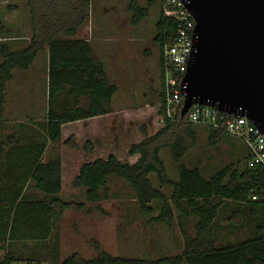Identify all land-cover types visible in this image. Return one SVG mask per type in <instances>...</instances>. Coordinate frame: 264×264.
<instances>
[{"label":"trees","instance_id":"1","mask_svg":"<svg viewBox=\"0 0 264 264\" xmlns=\"http://www.w3.org/2000/svg\"><path fill=\"white\" fill-rule=\"evenodd\" d=\"M155 1L147 0L145 6L129 5L133 12L132 21L137 23L146 17ZM26 5L31 24L29 43L17 50H11L5 42L0 43V118L4 110L6 83L12 79L13 72L30 69L38 53L47 51L45 140L26 146H11L3 154L0 243L48 241L55 221L66 209L83 208L82 202L67 201L58 196L62 190L60 147L62 144L77 147L73 136L62 140L61 126L110 113L111 98L117 91L89 41L75 37L87 19L90 0H26ZM154 28L162 88L161 49L176 33L175 19L163 15L162 0ZM158 97H162L161 89ZM159 113L163 119L161 128L129 145L128 155H138L134 162L121 161L112 153L84 161L71 180V186L84 187L85 198L94 202L106 197L107 177L117 176L130 185L142 213L150 215L154 209L151 203H161L152 220L170 223L173 206L184 216H196L194 236L173 255L140 258L111 255L99 250L90 259L72 253L60 264H264V168L258 165L247 167L245 153V166L241 170L227 165L209 178L203 177L199 168L182 164V158L196 141L198 124L187 121L186 116L181 118L179 114L177 120L172 121L161 106ZM207 130L210 144L221 142L226 134L221 130ZM165 147L177 165V180L168 176L160 158V150ZM82 148L91 151V141L86 139ZM151 173L156 176L158 187L149 178ZM31 183L47 197L26 198L24 188ZM162 186L171 189L168 195ZM224 201L244 205L256 223L250 237L216 246L213 221ZM18 260L12 253H7L0 259V264Z\"/></svg>","mask_w":264,"mask_h":264},{"label":"rangeland","instance_id":"2","mask_svg":"<svg viewBox=\"0 0 264 264\" xmlns=\"http://www.w3.org/2000/svg\"><path fill=\"white\" fill-rule=\"evenodd\" d=\"M146 2L90 0L87 19L75 37L89 41L117 91L111 98L110 113L64 126L63 137L73 134L77 147L64 152L62 190L58 196L67 201L82 202L83 208L66 209L55 221L48 241L0 243V259L12 253L19 259L17 264H60L72 253L90 259L99 250L117 256L156 258L180 252L185 242L194 236L196 216H184L173 206L170 223L152 220L161 203H151L154 209L150 215L142 213L130 185L117 176L107 177L106 197L94 202L85 198L84 187L71 186V180L84 161L106 157L110 153L121 161H135L138 155H128L129 145L154 134L163 125L158 97L161 89L159 48L153 40L161 0H156L147 16L137 23L132 21L133 12L128 8L131 4L145 6ZM30 37L26 0H0V43H8L10 49L17 50L25 47ZM44 52L38 53L24 77L28 83L29 80L36 82L32 88L37 91L43 88L45 75L47 81ZM86 139L91 141V151L82 148ZM160 158L168 176L177 180V165L167 147L160 150ZM244 158L245 149L239 139L225 134L221 142L210 144L207 128L198 125L196 141L182 158V164L199 168L202 176L209 178L227 165L241 170L245 166ZM149 178L158 187L153 173ZM161 189L167 195L171 190L167 186ZM255 223L256 219L247 214L244 205L224 201L213 221L216 246L250 237Z\"/></svg>","mask_w":264,"mask_h":264},{"label":"water","instance_id":"3","mask_svg":"<svg viewBox=\"0 0 264 264\" xmlns=\"http://www.w3.org/2000/svg\"><path fill=\"white\" fill-rule=\"evenodd\" d=\"M182 1L195 25L180 116L207 104L264 132V0Z\"/></svg>","mask_w":264,"mask_h":264},{"label":"built area","instance_id":"4","mask_svg":"<svg viewBox=\"0 0 264 264\" xmlns=\"http://www.w3.org/2000/svg\"><path fill=\"white\" fill-rule=\"evenodd\" d=\"M162 12L163 15L175 19L176 33L170 42L163 44L161 49L162 97L160 106L169 119L176 121V115L180 116L183 104L181 79L194 50L195 22L184 7L182 0H162ZM184 116L193 124L221 130L239 139L247 154V167L258 165L264 168V132L246 117L228 114L207 104L191 105ZM252 198L255 197L252 196ZM10 264L17 263L11 262Z\"/></svg>","mask_w":264,"mask_h":264},{"label":"crops","instance_id":"5","mask_svg":"<svg viewBox=\"0 0 264 264\" xmlns=\"http://www.w3.org/2000/svg\"><path fill=\"white\" fill-rule=\"evenodd\" d=\"M7 45L9 46L10 44L7 43ZM44 55V60L45 62H47V51L44 52ZM26 71L15 70L13 72L12 79L6 83L4 110L0 118V174L4 169L3 154L5 150H7L11 146H26L45 140L44 126L47 110L46 75L44 78L43 88L41 89V91H37L35 88H32L33 85H36L35 81L29 80V83L26 82L27 79L24 78L27 75ZM37 102H39V106H37ZM97 117L98 116L86 120H76L62 124V140L69 137H63L64 126L80 121H89ZM70 136H73V134H70ZM69 150L75 149L68 145H61V178L63 177V155L65 151L67 152ZM0 183H3V179H0ZM24 194L26 198L30 199H45L47 197L46 194L35 188L32 183L28 184L24 188Z\"/></svg>","mask_w":264,"mask_h":264}]
</instances>
